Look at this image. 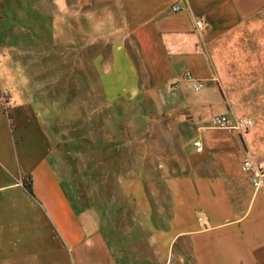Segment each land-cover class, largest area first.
I'll use <instances>...</instances> for the list:
<instances>
[{"label": "crops", "instance_id": "0c3cea01", "mask_svg": "<svg viewBox=\"0 0 264 264\" xmlns=\"http://www.w3.org/2000/svg\"><path fill=\"white\" fill-rule=\"evenodd\" d=\"M94 1L114 4L130 25L118 70L124 93L154 96L172 120L162 203L139 208L147 222L128 224L81 205L55 163L46 103L34 101L23 76L14 84L2 48L0 264H264V176L254 184L264 172V0H180L178 11V0ZM220 114L253 125L220 128ZM246 158L255 162L248 171Z\"/></svg>", "mask_w": 264, "mask_h": 264}, {"label": "rangeland", "instance_id": "374dc122", "mask_svg": "<svg viewBox=\"0 0 264 264\" xmlns=\"http://www.w3.org/2000/svg\"><path fill=\"white\" fill-rule=\"evenodd\" d=\"M129 27L110 3L0 0V49L13 63L14 84L23 76L34 101L46 103L60 176L81 205L127 224L147 222L139 208L162 203L172 124L160 113L163 103L125 94L118 80ZM152 186L157 200L149 198Z\"/></svg>", "mask_w": 264, "mask_h": 264}, {"label": "built area", "instance_id": "2783aa9c", "mask_svg": "<svg viewBox=\"0 0 264 264\" xmlns=\"http://www.w3.org/2000/svg\"><path fill=\"white\" fill-rule=\"evenodd\" d=\"M172 8L175 11L180 10L181 9L180 0L176 1L173 4ZM206 25H207V21L204 18H197L195 20V26L198 31L205 30ZM185 77L186 79L194 82L196 89H200L203 86V80L195 78L192 72L190 71L186 72ZM214 124L220 128L243 131L246 128L252 126L253 121L251 119H246V118L232 119L228 114H220L214 117ZM194 144L198 151L202 150V142L200 140H195ZM254 164L255 162L252 159L246 158L243 161L242 169L244 171H248L254 166ZM263 176H264V172L262 171V169H260L258 176L254 178V184L257 186L260 185Z\"/></svg>", "mask_w": 264, "mask_h": 264}, {"label": "trees", "instance_id": "16d2710c", "mask_svg": "<svg viewBox=\"0 0 264 264\" xmlns=\"http://www.w3.org/2000/svg\"><path fill=\"white\" fill-rule=\"evenodd\" d=\"M23 182H24L25 187L32 193L33 192V186H32L31 176H28V178L25 179Z\"/></svg>", "mask_w": 264, "mask_h": 264}]
</instances>
